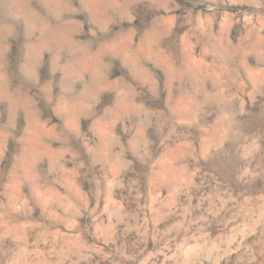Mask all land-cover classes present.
<instances>
[{
    "label": "rangeland",
    "instance_id": "rangeland-1",
    "mask_svg": "<svg viewBox=\"0 0 264 264\" xmlns=\"http://www.w3.org/2000/svg\"><path fill=\"white\" fill-rule=\"evenodd\" d=\"M0 264H264V0H0Z\"/></svg>",
    "mask_w": 264,
    "mask_h": 264
}]
</instances>
